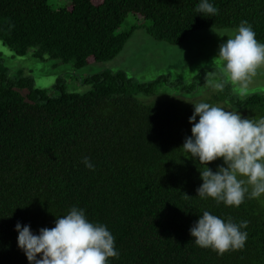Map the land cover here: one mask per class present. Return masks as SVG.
<instances>
[{
	"label": "trees",
	"instance_id": "obj_1",
	"mask_svg": "<svg viewBox=\"0 0 264 264\" xmlns=\"http://www.w3.org/2000/svg\"><path fill=\"white\" fill-rule=\"evenodd\" d=\"M47 1L0 0V41L15 54L33 49L35 58L76 68L111 60L137 28L116 32L130 13L150 21L144 29L152 37L174 44L193 30L236 28L242 20L264 43V0H211L219 10L213 17L196 13L199 0H70L57 9ZM208 70L183 83L166 75L141 82L104 69L84 77L90 89L80 93L60 80L51 90L37 88L33 76L12 73L0 55V264H29L17 246L18 221L38 233L72 206L115 237L119 258L108 264H264V198L230 207L196 196L204 165L181 147L194 105L136 97L163 85L190 94L223 80ZM201 101L264 116V93L240 97L229 83ZM222 164L218 158L208 167ZM206 210L248 222L242 250L217 255L195 245L189 229Z\"/></svg>",
	"mask_w": 264,
	"mask_h": 264
},
{
	"label": "clouds",
	"instance_id": "obj_2",
	"mask_svg": "<svg viewBox=\"0 0 264 264\" xmlns=\"http://www.w3.org/2000/svg\"><path fill=\"white\" fill-rule=\"evenodd\" d=\"M195 11L213 17L219 10L211 0H199ZM219 35L228 37L219 45L216 57L224 79L211 85L213 91L222 92L228 82L246 88L257 70L264 67V43L256 39L246 20L233 32ZM190 102L194 105L189 117L191 135L181 147L204 165L199 169L202 184L196 196L211 198L217 205L239 207L246 198L264 195V116L248 118L206 101ZM218 158L223 164L213 171L208 164ZM82 163L94 171L90 158L84 157ZM56 217L54 227H41L38 233L29 224H15L17 246L29 264H108L109 258H119L115 237L106 225L90 221L84 208L72 206ZM247 226V221L236 223L206 210L189 232L196 246L223 255L244 248L248 233L243 229Z\"/></svg>",
	"mask_w": 264,
	"mask_h": 264
},
{
	"label": "rangeland",
	"instance_id": "obj_3",
	"mask_svg": "<svg viewBox=\"0 0 264 264\" xmlns=\"http://www.w3.org/2000/svg\"><path fill=\"white\" fill-rule=\"evenodd\" d=\"M47 3L57 9L67 6L70 0H48ZM149 24L148 20L128 14L116 32H125L134 25L137 28L134 29L122 50L111 60L93 62L81 68H76L72 62H64L49 56H45L44 59L35 58L32 55L33 49H29L25 55H17L1 41L0 55L12 73L23 70L26 74L33 76L37 88L49 90L60 80L69 92H86L90 86L81 80L104 69L124 70L129 76L141 82L166 75L170 80L189 83L203 69H209L207 74L210 78L214 76L224 79L220 71L221 64L216 57L219 45L228 37L219 34L231 33L235 28L196 29L189 32L181 43L174 44L155 39L148 34L144 26ZM228 83L232 91L240 97L254 92L264 93V67L257 70V75L252 77L246 88L241 87L240 84ZM213 93L210 84L200 85L190 94L183 93L175 87L163 85L155 94L138 93L136 97L144 103L169 100L180 105L193 106L192 103L188 105L185 102H200ZM217 106L226 108V111L237 110L242 116L246 114L241 108L223 102L217 103ZM261 197L264 198V195Z\"/></svg>",
	"mask_w": 264,
	"mask_h": 264
}]
</instances>
